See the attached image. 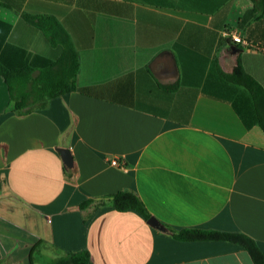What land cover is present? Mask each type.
Instances as JSON below:
<instances>
[{
  "label": "crops",
  "instance_id": "1",
  "mask_svg": "<svg viewBox=\"0 0 264 264\" xmlns=\"http://www.w3.org/2000/svg\"><path fill=\"white\" fill-rule=\"evenodd\" d=\"M24 12L59 21L79 70L75 91L24 115L0 76V264L81 249L89 264H253L237 244L167 231L184 228L240 231L264 254V133L249 93L218 72L239 59L264 88V0H0V63L39 70L61 48ZM120 190L165 230L134 210L78 207Z\"/></svg>",
  "mask_w": 264,
  "mask_h": 264
},
{
  "label": "trees",
  "instance_id": "2",
  "mask_svg": "<svg viewBox=\"0 0 264 264\" xmlns=\"http://www.w3.org/2000/svg\"><path fill=\"white\" fill-rule=\"evenodd\" d=\"M22 19L39 29L49 45L60 47L59 57L47 67L35 70L30 66L6 67L0 63V76L3 78L13 111L24 115L34 110L43 109L52 98L75 91L79 57L70 37L59 21L50 15L21 14ZM220 77L229 83L243 87L252 101L254 117L264 133V88L241 65L240 60L229 72L218 70ZM177 83L164 85L166 90L174 89ZM72 171V168H66ZM110 205L117 211L134 210L147 220L148 213L139 196L130 190H120L104 199L88 198L78 205L80 209L91 206L92 212L97 208ZM173 238L180 241H227L241 246L249 255L253 264H264V254L257 243L247 234L240 231H220L213 229L184 228L178 231L167 229ZM53 264H89V253L86 249L67 253L57 257Z\"/></svg>",
  "mask_w": 264,
  "mask_h": 264
},
{
  "label": "built area",
  "instance_id": "3",
  "mask_svg": "<svg viewBox=\"0 0 264 264\" xmlns=\"http://www.w3.org/2000/svg\"><path fill=\"white\" fill-rule=\"evenodd\" d=\"M223 34L225 36L229 37L233 43H238V44L242 45L243 47H252V48H255L257 50H262L260 47L253 44L251 41L246 40V39H242L241 37H239L233 30L224 29ZM110 164L112 166H115V167L121 169V170H124V171L126 170L125 165L121 161H119L117 158L111 159Z\"/></svg>",
  "mask_w": 264,
  "mask_h": 264
},
{
  "label": "water",
  "instance_id": "4",
  "mask_svg": "<svg viewBox=\"0 0 264 264\" xmlns=\"http://www.w3.org/2000/svg\"><path fill=\"white\" fill-rule=\"evenodd\" d=\"M57 151L60 153V156H61V159H62L64 166L67 168H72L73 167V158L71 156L69 149L64 148V147H58ZM146 221L150 226H152L154 228H157L159 230H165L164 226L161 225L159 223V221L153 216H150Z\"/></svg>",
  "mask_w": 264,
  "mask_h": 264
}]
</instances>
